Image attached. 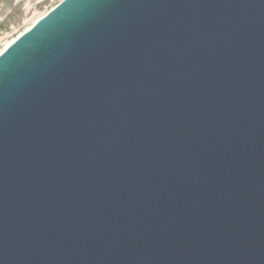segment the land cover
Returning <instances> with one entry per match:
<instances>
[{
  "label": "water",
  "instance_id": "95a60500",
  "mask_svg": "<svg viewBox=\"0 0 264 264\" xmlns=\"http://www.w3.org/2000/svg\"><path fill=\"white\" fill-rule=\"evenodd\" d=\"M0 264H264V0H68L15 44Z\"/></svg>",
  "mask_w": 264,
  "mask_h": 264
},
{
  "label": "rangeland",
  "instance_id": "374dc122",
  "mask_svg": "<svg viewBox=\"0 0 264 264\" xmlns=\"http://www.w3.org/2000/svg\"><path fill=\"white\" fill-rule=\"evenodd\" d=\"M58 0H0V50Z\"/></svg>",
  "mask_w": 264,
  "mask_h": 264
},
{
  "label": "bare ground",
  "instance_id": "6f19581e",
  "mask_svg": "<svg viewBox=\"0 0 264 264\" xmlns=\"http://www.w3.org/2000/svg\"><path fill=\"white\" fill-rule=\"evenodd\" d=\"M40 15H41V14H40ZM40 15H38V16H40ZM38 16H37V17H38ZM37 17H36V18H37Z\"/></svg>",
  "mask_w": 264,
  "mask_h": 264
}]
</instances>
